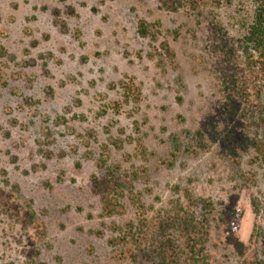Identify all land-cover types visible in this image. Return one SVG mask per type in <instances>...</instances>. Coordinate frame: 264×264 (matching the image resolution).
I'll use <instances>...</instances> for the list:
<instances>
[{
	"label": "rangeland",
	"instance_id": "1",
	"mask_svg": "<svg viewBox=\"0 0 264 264\" xmlns=\"http://www.w3.org/2000/svg\"><path fill=\"white\" fill-rule=\"evenodd\" d=\"M158 1L0 0V264H152L117 229L167 212L206 224L198 264H264V164L222 142L264 146V115H226L210 48L217 23L244 34L250 0ZM114 167L146 211L105 215Z\"/></svg>",
	"mask_w": 264,
	"mask_h": 264
},
{
	"label": "trees",
	"instance_id": "2",
	"mask_svg": "<svg viewBox=\"0 0 264 264\" xmlns=\"http://www.w3.org/2000/svg\"><path fill=\"white\" fill-rule=\"evenodd\" d=\"M159 7L169 12L181 9L200 14V0H159ZM250 14L244 34L235 37L217 23L210 39V48L217 57L220 85L223 93V107L226 115L239 118L243 115H264V0H250ZM141 37L150 36L149 26L144 22L138 25ZM159 59L172 65L175 55L168 42L163 41L159 48ZM129 86L124 84L123 95L129 98ZM264 117V116H263ZM222 140L227 150L236 155L239 148H253L257 159L264 164V146L247 138L241 129L229 131ZM234 133V134H233ZM101 190L103 210L106 216L123 214L129 208L144 212L142 197L135 192V173L129 174L119 167L109 170ZM164 213L158 220L138 215V219L117 229L118 243L129 247V252L137 245L144 252L147 262L152 264H198L195 260L204 251L206 224L195 223L177 213ZM205 220V219H203ZM206 221V220H205ZM23 223H26L24 220ZM141 246V247H140ZM136 247V248H137ZM133 249L132 253L136 250ZM151 249L150 252H147ZM128 252V253H129ZM131 253V254H132ZM36 251L29 249L28 259L34 260ZM147 256V257H146ZM191 261V262H190ZM32 264V263H31Z\"/></svg>",
	"mask_w": 264,
	"mask_h": 264
}]
</instances>
